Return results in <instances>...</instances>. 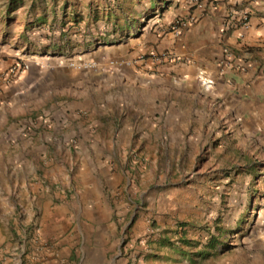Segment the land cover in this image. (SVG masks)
<instances>
[{
    "label": "crops",
    "instance_id": "0c3cea01",
    "mask_svg": "<svg viewBox=\"0 0 264 264\" xmlns=\"http://www.w3.org/2000/svg\"><path fill=\"white\" fill-rule=\"evenodd\" d=\"M32 1L0 0L3 227L12 219L17 221L18 207L23 209L31 198L36 201L31 205H39L45 197L51 204L54 201L44 191L36 192L15 152H24L26 162L31 152H85L78 175L83 204L77 216L96 224L103 219L99 200L107 184L92 152L95 156L163 152L162 147L173 144L180 152H221L224 156L231 152L238 163L241 156L264 158V0H163L166 7L156 9L162 14L147 26L151 29L134 33V27L127 28L121 49L124 69L110 70L104 68L113 60L109 46L97 47L91 39L88 43L93 48L81 55L80 43L70 45L63 34L54 45L57 52H52L48 30L37 31L40 14L36 15ZM242 10L250 14L248 28L233 25ZM191 16L196 21L179 35L172 31L176 18ZM68 47L70 55L65 52ZM162 54L168 57L158 59ZM80 62H90L95 68H76ZM14 67L17 71L11 73ZM118 78L122 80L116 82ZM98 109L99 118H94ZM34 110L45 116L38 133L30 121H18ZM195 124L201 131L194 130ZM212 127L217 131L210 135ZM209 136L215 139L216 149H199L198 142L208 141ZM86 208L88 215L83 211ZM37 209L53 232L64 226L59 210ZM23 211L29 214L28 208ZM77 231L84 241L87 235ZM90 234L95 244L105 236L100 227ZM98 253L95 249L92 255L97 258Z\"/></svg>",
    "mask_w": 264,
    "mask_h": 264
},
{
    "label": "rangeland",
    "instance_id": "374dc122",
    "mask_svg": "<svg viewBox=\"0 0 264 264\" xmlns=\"http://www.w3.org/2000/svg\"><path fill=\"white\" fill-rule=\"evenodd\" d=\"M163 2L33 0L32 5L40 14L37 31L48 30L52 52L63 34L70 45L80 43L81 55L93 48L88 43L91 39L97 47L109 46L113 60L108 67L100 66L110 70L124 69L121 49L127 28L134 27L136 33L152 26L162 14L156 9L166 7ZM69 49L65 52L70 55ZM92 65L80 62L76 68L89 70ZM99 112L93 113L94 118H99ZM42 119V112L34 110L18 121H30L38 133L44 126ZM195 129L201 131V126L195 124ZM208 131L211 135L217 129ZM172 145L162 147L163 152H104L99 156L92 152L107 184L99 200L103 213L99 224L77 216L83 204L78 175L85 152H31L29 162L24 152H15L36 192L44 191L54 201L51 204L45 197L39 205H31V198L23 208L29 214L18 207L17 221L10 220L7 227L0 224V264H264V158L241 156L238 163L231 152L228 156L180 152ZM216 145L210 136L198 142L199 149L213 147L214 151ZM38 206L46 213L49 208L59 210L64 226L53 232ZM83 211L88 215L87 208ZM74 227L87 235L84 241L77 230L71 233ZM97 227L106 237L95 244L90 233ZM95 249L97 258L92 255Z\"/></svg>",
    "mask_w": 264,
    "mask_h": 264
},
{
    "label": "built area",
    "instance_id": "2783aa9c",
    "mask_svg": "<svg viewBox=\"0 0 264 264\" xmlns=\"http://www.w3.org/2000/svg\"><path fill=\"white\" fill-rule=\"evenodd\" d=\"M249 20H250V14L249 12L242 10L237 13V16L234 18V27H243V28H248L249 25ZM196 21V18L194 16H191L188 19H181V18H176L172 24H171V29L173 32L176 34H180L181 30L186 28L188 25L194 23ZM226 54H231L228 49L225 50ZM168 57L167 54H162L159 55L157 58H166ZM115 65L113 62H111V66ZM28 66H25V69H28ZM89 68H95V65L90 66ZM11 73H15L17 71V68L14 67L11 70ZM213 81H209L208 85H212ZM205 84V82H203ZM206 85V84H205ZM206 89L209 90V88L206 86Z\"/></svg>",
    "mask_w": 264,
    "mask_h": 264
}]
</instances>
